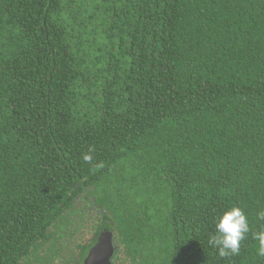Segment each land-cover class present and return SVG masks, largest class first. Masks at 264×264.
<instances>
[{
    "label": "trees",
    "instance_id": "1",
    "mask_svg": "<svg viewBox=\"0 0 264 264\" xmlns=\"http://www.w3.org/2000/svg\"><path fill=\"white\" fill-rule=\"evenodd\" d=\"M260 212L264 0H0V264H82L104 230L111 264H264Z\"/></svg>",
    "mask_w": 264,
    "mask_h": 264
},
{
    "label": "clouds",
    "instance_id": "2",
    "mask_svg": "<svg viewBox=\"0 0 264 264\" xmlns=\"http://www.w3.org/2000/svg\"><path fill=\"white\" fill-rule=\"evenodd\" d=\"M84 155V160H92L91 152ZM103 167V164L97 165ZM258 219L264 220V212L258 213ZM251 231L245 211L239 206H232L223 211L215 220V231L208 238V245L217 250L221 258L235 257L241 252V245ZM252 238L258 242L257 254L264 257V227L252 233Z\"/></svg>",
    "mask_w": 264,
    "mask_h": 264
},
{
    "label": "water",
    "instance_id": "3",
    "mask_svg": "<svg viewBox=\"0 0 264 264\" xmlns=\"http://www.w3.org/2000/svg\"><path fill=\"white\" fill-rule=\"evenodd\" d=\"M114 250L112 233L104 230L99 236L97 243L88 251L82 264H111Z\"/></svg>",
    "mask_w": 264,
    "mask_h": 264
},
{
    "label": "rangeland",
    "instance_id": "4",
    "mask_svg": "<svg viewBox=\"0 0 264 264\" xmlns=\"http://www.w3.org/2000/svg\"><path fill=\"white\" fill-rule=\"evenodd\" d=\"M56 234L54 236L51 237L50 235V238L47 239V241L45 243H47L48 245V248L51 246V247H55L54 243H56V248H58L62 253L67 249V246H66V241L69 240L70 238H67L65 237L64 233L63 232H55ZM51 241H53L54 243H52ZM72 241V240H71ZM73 242V241H72ZM44 243V245H45ZM73 248H74V245L72 244L71 245ZM44 249H40L37 251V253L39 255H44L43 253ZM33 258V257H32ZM31 257H28L26 262H24L25 264L27 262H29L30 260H32ZM30 259V260H28ZM34 259V258H33Z\"/></svg>",
    "mask_w": 264,
    "mask_h": 264
}]
</instances>
